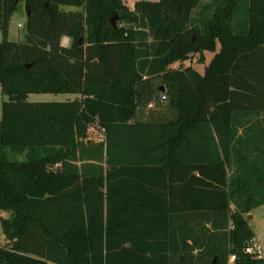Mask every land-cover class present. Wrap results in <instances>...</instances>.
<instances>
[{
	"label": "trees",
	"instance_id": "1",
	"mask_svg": "<svg viewBox=\"0 0 264 264\" xmlns=\"http://www.w3.org/2000/svg\"><path fill=\"white\" fill-rule=\"evenodd\" d=\"M19 1L0 0V264H264L244 252L264 150L238 135L264 114V0H25L12 41ZM205 51L203 74L173 67ZM157 79L174 115L139 119Z\"/></svg>",
	"mask_w": 264,
	"mask_h": 264
},
{
	"label": "rangeland",
	"instance_id": "2",
	"mask_svg": "<svg viewBox=\"0 0 264 264\" xmlns=\"http://www.w3.org/2000/svg\"><path fill=\"white\" fill-rule=\"evenodd\" d=\"M125 3H134L138 0H123ZM129 7L133 8L134 6ZM67 10H77V7H63ZM26 1L20 0L18 4V10L12 15L10 24H9V39L12 41H24L26 38V28H25V22H26ZM65 38V37H64ZM63 38V39H64ZM3 39L2 30L0 28V42ZM63 44V41H62ZM66 44V42H65ZM214 53L212 51H205L203 56L204 60L208 63L211 58L213 57ZM201 54L195 53L193 54L189 59H186L182 62H176L173 64V67L179 68V67H185V66H191L197 69L204 68V65L200 62ZM208 60V61H207ZM206 63V64H207ZM203 65V67H202ZM157 91H155L154 98L150 101L144 100L138 110V113L140 114L141 119H152V118H170L174 115V109L172 108L171 101L169 98V95L164 98L163 95H165L164 91L168 88V84L165 83L162 79H157L154 81V86ZM74 94L72 93H31L28 95L27 100L31 102L36 101H66L68 98H72ZM7 100V96L2 91V86L0 84V119L2 116V104L3 101ZM92 138H96L97 140H103L104 135H101V131H96L93 135H91ZM13 157H19L23 158V155L15 156ZM252 216L250 218V225L253 228L255 232V236L259 240L262 249L263 254L261 256L262 259H264V205L258 206L257 208L253 209L251 212ZM2 216H8V211L0 210V246L7 245L8 242L5 239L2 224H1V217Z\"/></svg>",
	"mask_w": 264,
	"mask_h": 264
},
{
	"label": "crops",
	"instance_id": "3",
	"mask_svg": "<svg viewBox=\"0 0 264 264\" xmlns=\"http://www.w3.org/2000/svg\"><path fill=\"white\" fill-rule=\"evenodd\" d=\"M129 5L130 6H134V3H131ZM201 63L204 65V68H202L201 70L200 69H197V68H194V67L193 68L203 74L204 71H205V66H206V63L207 62L204 61V62H201ZM203 65H202V67H203ZM185 67H187V66H185ZM76 97H77V95L74 94V96L72 98H68L67 100H73ZM137 118L141 119L139 113H138ZM101 135H104V134L101 133ZM238 135L240 137H242L241 138L242 139L241 144L243 145V148L244 149L245 148H251L252 149L253 147H254L253 149H255V147H257V148H260V149H263L264 150V114H262V115H260L258 117H255L250 122H248L247 124H245L244 126H242L240 128V130H239ZM90 139L93 140V141H99V139L97 140L96 138L95 139L94 138H90ZM10 215H11V213L8 212V216H5V217H9Z\"/></svg>",
	"mask_w": 264,
	"mask_h": 264
},
{
	"label": "built area",
	"instance_id": "4",
	"mask_svg": "<svg viewBox=\"0 0 264 264\" xmlns=\"http://www.w3.org/2000/svg\"><path fill=\"white\" fill-rule=\"evenodd\" d=\"M66 42V44H65ZM69 43V38L65 37L63 39V45H68ZM163 97L165 98L166 95H163ZM101 131L102 134H104L105 128L102 127L98 121H95L94 123H92L87 131L88 134V139L92 138L91 135H93L96 131ZM244 252L248 255L254 256V257H258L261 258L262 254H263V249L262 246L259 242V240L254 237L245 247ZM236 260V256L235 255H231L230 259H229V263L233 264Z\"/></svg>",
	"mask_w": 264,
	"mask_h": 264
},
{
	"label": "water",
	"instance_id": "5",
	"mask_svg": "<svg viewBox=\"0 0 264 264\" xmlns=\"http://www.w3.org/2000/svg\"><path fill=\"white\" fill-rule=\"evenodd\" d=\"M28 13L30 12L29 7H27ZM116 20H117V16L112 17L111 21L114 25H116ZM82 41V37L80 38V42ZM92 141L91 139H89V142ZM251 218V215H249V219Z\"/></svg>",
	"mask_w": 264,
	"mask_h": 264
}]
</instances>
